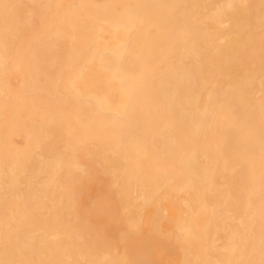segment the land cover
Wrapping results in <instances>:
<instances>
[{"label":"bare ground","instance_id":"6f19581e","mask_svg":"<svg viewBox=\"0 0 264 264\" xmlns=\"http://www.w3.org/2000/svg\"><path fill=\"white\" fill-rule=\"evenodd\" d=\"M0 264H264V0H0Z\"/></svg>","mask_w":264,"mask_h":264}]
</instances>
